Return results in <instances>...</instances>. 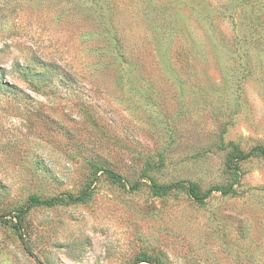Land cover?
I'll use <instances>...</instances> for the list:
<instances>
[{
	"label": "rangeland",
	"instance_id": "374dc122",
	"mask_svg": "<svg viewBox=\"0 0 264 264\" xmlns=\"http://www.w3.org/2000/svg\"><path fill=\"white\" fill-rule=\"evenodd\" d=\"M257 5L259 40L253 0H0V78L17 89L0 87V214L93 191L25 214L43 264H264V155L230 164L264 145ZM151 180L228 191L158 196ZM0 264H41L3 221Z\"/></svg>",
	"mask_w": 264,
	"mask_h": 264
},
{
	"label": "trees",
	"instance_id": "16d2710c",
	"mask_svg": "<svg viewBox=\"0 0 264 264\" xmlns=\"http://www.w3.org/2000/svg\"><path fill=\"white\" fill-rule=\"evenodd\" d=\"M246 1V0H245ZM253 14L251 15L252 18V22L253 24H251V29L253 31V33L257 34V40L260 39L261 34V21H260V13H257V0H253ZM256 8V11H255ZM260 10H262V7H260ZM165 13H162V12ZM160 14H158V10L155 11L154 14H156V16L154 17L155 20H159V18L161 17L163 20V24H164V29H163V34L165 36H167V34L170 33V35L173 33V31L176 33L177 29H178V20L176 18H169L168 15L166 14L167 11L165 10H161ZM214 18H212L211 21H213ZM213 23V22H212ZM173 30V31H172ZM254 39L253 41L255 42ZM118 40V38H117ZM250 41L248 39H245V43H249ZM264 44V42H263ZM117 49H120V44L118 46H116ZM260 49H262V51H264V46L259 47ZM184 52L180 51L179 55L182 56V58H184L183 56ZM122 55V54H121ZM31 68H33V66L31 64H26V66H23L21 68V70H23L22 73H25L27 75H30V71ZM69 74V73H68ZM67 73H65L66 76H68ZM1 86H6L7 88H9L10 90H12L13 92H16V87L13 84H9V83H4L2 81V79L0 78V87ZM256 154H262L264 155V145H256L254 147H252L249 151H241V150H234L233 153L231 154L230 157V164L232 166V168L234 170H238L237 165H235L234 163L236 161H241V160H246L251 158L253 155ZM108 175L110 178H112L114 181L120 182L122 184H124L125 186L127 184H130L129 181L120 173L112 170V169H106ZM131 188L132 189H138L140 187V183L139 181H136L134 183L131 184ZM150 188L153 191V193L155 195L158 196H164L169 194L172 190L177 189V188H186L188 190V192L190 193L191 196H193L194 198L198 199V200H204L206 199L213 191L217 190V191H223V192H227L228 190L224 189V187L221 186H215L212 187L211 189L207 190L204 193H201L200 188L198 187V185L196 183L193 182H186L184 180H180V181H175V182H171V183H158L154 180H151L150 183ZM90 185L88 187H84L82 188L79 192L77 193H73V192H67L63 195H57V196H52V197H41L37 194H33L29 197V199L27 200L26 204H24L23 206H20L16 209L14 215L10 218L7 217V215H10L11 212H9V214H0V221H3L5 223H11V225L13 226V228L17 231V233L19 234L22 243L25 247V249L28 251V253L37 259V261L41 264H43V261L40 259L39 255L35 252L32 244L30 243L25 231H24V225H23V218L25 216L26 213H28V211L33 208L34 206H55L58 204H64V203H71V202H88L92 196H93V191L89 189ZM230 188V187H229ZM142 261H146V260H140L139 262Z\"/></svg>",
	"mask_w": 264,
	"mask_h": 264
}]
</instances>
